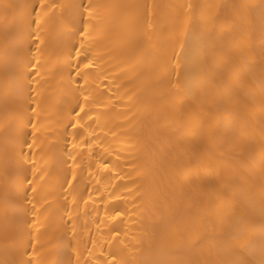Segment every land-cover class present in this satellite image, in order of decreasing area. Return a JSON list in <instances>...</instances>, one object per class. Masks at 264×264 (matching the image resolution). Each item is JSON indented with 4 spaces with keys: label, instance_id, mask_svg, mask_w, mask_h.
<instances>
[{
    "label": "bare ground",
    "instance_id": "1",
    "mask_svg": "<svg viewBox=\"0 0 264 264\" xmlns=\"http://www.w3.org/2000/svg\"><path fill=\"white\" fill-rule=\"evenodd\" d=\"M44 3L55 7L0 0V264H224L232 257L214 242L193 245L229 223L246 227L257 259L264 0ZM81 3L102 6L87 39L77 32ZM78 86L90 96L91 119L80 113L88 131L65 127L84 102ZM77 131L83 139L68 134ZM73 171L79 186L61 187L65 173L77 184Z\"/></svg>",
    "mask_w": 264,
    "mask_h": 264
},
{
    "label": "snow or ice",
    "instance_id": "2",
    "mask_svg": "<svg viewBox=\"0 0 264 264\" xmlns=\"http://www.w3.org/2000/svg\"><path fill=\"white\" fill-rule=\"evenodd\" d=\"M14 7V5H10V4H6L4 5L5 10H7L8 8ZM40 10H44L46 7H55L54 5H48L46 6L44 3V0H40ZM77 7V6H74ZM102 6H98V5H93L91 3L89 4H83L81 3L78 8L83 9L82 12H80V16L82 18L81 22H82V29H77L78 34L87 39L89 36V24L88 21L94 18L99 17L100 13L97 11L98 8H100ZM129 8L132 9H137L140 6L139 5H129L127 6ZM191 7V6H189ZM33 11L36 14V18H35V23L37 26H39L41 24V12L37 11L36 8L33 6ZM46 14V13H45ZM85 14H86V18H85ZM136 23H140L141 19L140 17L136 18ZM145 29H147L148 27L151 26V22L148 21L147 19H143L142 21ZM30 26V25H29ZM80 46L81 48H84V39H82L80 41ZM80 50H76V56L77 58L80 56ZM71 59V54H69V60ZM85 63L82 64L83 68H90L93 66V61L92 59H90L88 57L87 54H85ZM29 65H25V67H28ZM32 67H35V65H31ZM81 65L78 64L77 65V75H80V69ZM69 68H71V64H69ZM36 75H39V73L37 72ZM69 79L72 83H76L77 85H79V81H72L71 80V72H69ZM84 82L87 83V73H84ZM76 91L80 92V95L83 99V103H81L79 100L76 103V108L79 109V111H76V108H72L68 115L72 116L73 114L75 115V117L77 118L75 120L74 123H72L71 121H69V124L66 125L65 127H71L73 129H77L78 127H82L85 131H88V129L91 128V125H85L82 124V121L84 119V117L80 116V113L83 112L84 116L88 117L89 119H91V113L90 112H86L85 108L88 107L87 102L90 100V96L85 92L84 88L82 86H78ZM31 111H35V109H30ZM21 119L23 120V113H21ZM28 123H31L30 120L24 122V127L26 128L28 126ZM32 136H33V144L36 143V133L38 131V129L36 128L35 124H32ZM69 135H73V140H75L77 137L83 139V134L80 131L75 132L74 134L72 133H68ZM23 135H27V133H23ZM23 143H27V141H22L21 143V147L23 146ZM84 143H88L87 140L84 141ZM29 147L31 148L32 145H29ZM72 147H76V144L74 143L72 145ZM69 156H72V153L69 152L68 153ZM21 156H23V153H21ZM73 160L75 161V157H72ZM27 163V160H24V162L22 164L19 165V177H18V185L20 190L26 195L27 193V189L23 188L24 184H28V185H32L33 181L28 179L27 176V171L28 169L24 167V164ZM78 166V165H77ZM89 167H91V165H89ZM98 167L107 169L108 168V164L107 163H99ZM32 171L33 174L35 175L36 172V167H35V161H32ZM83 173L81 172V177H82ZM72 178L77 180V184H72L71 180L68 178V174L65 173L64 177H63V183L61 184V187L64 186V184L69 185V187L73 190H75L80 183V178L76 177L75 172L73 171L72 173ZM37 189L35 186L32 187V192H36ZM66 199V197H65ZM29 202H31V200H29ZM33 207H35V205H33ZM116 216L121 215V213L119 211H116ZM21 239H23V237H21ZM204 240H210L212 242H214L218 249L226 254H228L230 257H232V259L224 262V264H264V236L261 237V245H260V250H259V256L257 259H249V256H254L255 250H254V242L252 240V238L250 237L246 227H244L242 224H231L229 223L227 225V227H225L221 232L216 233V232H211V233H207L200 241H198L196 244L193 245V247H199L200 244H202L204 242ZM33 246V252H35V246L34 243L32 244ZM26 247V245H25ZM25 255H27V252L24 253ZM15 264H33V260L29 259V260H20L18 262H15ZM38 264V262H37ZM70 264V262H69ZM192 264H199V261H193Z\"/></svg>",
    "mask_w": 264,
    "mask_h": 264
}]
</instances>
